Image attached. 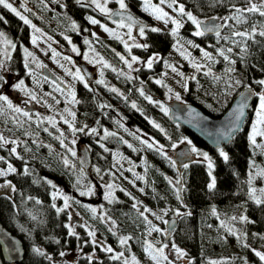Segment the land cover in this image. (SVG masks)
Wrapping results in <instances>:
<instances>
[{"label":"trees","instance_id":"16d2710c","mask_svg":"<svg viewBox=\"0 0 264 264\" xmlns=\"http://www.w3.org/2000/svg\"><path fill=\"white\" fill-rule=\"evenodd\" d=\"M52 2L51 0H43V2H40V0H30L35 10L40 13L39 16L33 11V17L47 33L58 38L63 43L68 42L64 38L67 36L77 47L83 45L80 42L84 41L85 38L93 39L86 17L91 15L101 18V15L93 6L81 7L76 3V0H61L59 4L54 3L52 6H49ZM180 2L185 3L188 9L192 10L201 19L228 14V9L224 5L209 8L208 0H180ZM234 2L238 5L242 4V0H234ZM197 4H199V7H197ZM129 9L135 16L143 21L145 20V17L137 12L134 7L131 6ZM0 15L4 16L7 20L6 24L0 22V31L5 32L6 36L17 45L16 49L10 51L11 59L6 60V70L13 72L17 78H23L30 82L33 79H30L28 72H25L22 59V48L29 42L30 27L24 25L22 21L1 6ZM253 20H260V18L258 16L253 17ZM72 22L76 23V30L71 28ZM251 22L241 26L240 30L248 28ZM192 29L193 25L190 22H186L185 26L180 30L179 35L185 40H192L199 46L206 48L214 56L216 52L212 47L213 45H216V47L230 46L224 41L217 44L214 35L207 36L206 34L203 37H195L192 35ZM229 33L230 29H222V35H229ZM256 39L260 41V44H253L249 41L250 55L244 63H241L237 59L235 65L236 72L233 76L234 78L241 79L244 84H250L256 79L264 78V38L257 36ZM141 40L143 44H148L149 47L147 49H137L139 54L145 56L151 52H158L161 56V61L159 62L161 65H164V61L167 60L166 51L173 46L175 38L164 29L155 33L151 32L150 29H146V36L141 38ZM118 44L119 41L115 39L98 37L95 46L106 48L107 50V47H118ZM108 54L116 63L115 55L111 52ZM216 58L219 60V63L212 65L213 72L217 75H223L224 69L227 66L226 62L218 56ZM233 58L235 59L236 57L233 56ZM157 70H159L158 64L153 65L151 69L143 66L138 71V74H140L143 80V88L146 94L151 95L154 100L164 104V100L156 99V97L164 96L167 91L166 87L157 85L150 79V73H156ZM104 72L107 74V69ZM35 75L40 79L39 85L42 89H46L47 85L53 86L50 82H45L38 74ZM196 75L199 85L196 81L189 80V90L185 92L182 89L181 91L179 90V93L184 102L188 101L195 106H199L204 113L214 118H218L224 114L239 91L245 88L243 86L234 88L230 90V95L225 96L222 94L224 90L223 81L214 83L211 77H206L202 73ZM0 76L4 77L1 72ZM129 83L131 86L129 97L132 99V102L136 103L137 108L133 109L131 107L132 103L128 105L120 97L109 92L111 102H120V106L118 107V114L120 113L118 116L120 118L115 113L113 118L109 117L111 119L107 117L102 118L99 101L94 97L95 95L92 92L86 89L82 93L81 90L74 89L77 93L76 99L79 98L81 100H79V103H75V123L77 128L87 124L89 128L95 127L101 130L102 127H107L111 124L114 126V129H119L122 124L123 127L121 128L124 134L129 133V137L133 141V148L136 149V151H133L132 148H128L118 136H110L101 140L98 135L77 133L79 140L84 137L86 141H90L91 143V150L89 151L91 155L90 176H87L83 172L84 183L82 186L88 185V177L91 178L92 175L98 180L100 179V181L109 177L106 173L110 171L108 169L112 168L113 165H115L113 168L120 174L122 172V176L124 177H127L128 173H131L126 171L129 167L135 165L134 168L137 169V165H144V170L147 168V171H145V180L141 181L140 188H144V192L141 193V199L146 207L149 209L171 210L178 208L182 213H191V215H184L182 218L176 217L175 230L171 233L170 237L164 239L162 235L160 236L163 242H174L188 253V258L192 259L194 264H208L210 260H227L230 264H244V259L242 258H246L248 264H262L250 248L243 247L241 242L227 233L226 227L220 226V221L223 220L226 226L234 227L240 230V232H246L247 238L244 242L249 244L251 249L264 252V239L259 238L260 235H264V207H257L253 202L248 200L246 195L249 172L264 169V153L258 149L254 150L248 139L249 124L256 99L250 107L244 128L234 135V139L232 138L228 145L221 146L229 155V160L225 162L219 156L218 150L209 149L191 131L178 123L171 122L167 115L160 111L159 107L149 104L148 101L141 97L135 88L134 77ZM253 87L256 88V91H260L254 84ZM170 88L172 89L171 86ZM97 89L99 90L97 92L101 93V88L97 87ZM104 96L108 97L107 93ZM24 98H27V96ZM105 113L109 114V111L105 110ZM1 115L0 124L4 127L3 131L5 133H10L11 135L17 134L18 136H21L25 131L31 133V136H28V143H26V147L31 149V151L26 150L24 143L20 145L24 149L17 150L19 156L23 157V159L10 155L9 148L6 146L0 147V157H4L10 161L18 170L17 173L7 176V180H10L16 186V192L12 193L8 189H0V222L21 240L23 264H50L47 259L36 255L32 251L34 246L42 248L47 255H50L53 258L54 264H90L88 257L93 253H95V256L91 264H121L120 261L110 260V254L101 251L100 248L93 247L90 243L85 245L84 242L89 240V237L86 231L79 228V226L77 227L76 225L77 228L75 229L79 234V239L68 236L67 228L64 227L69 220L68 209L57 216L55 209L51 207L53 202L58 207H61L58 199L53 201L51 198V193L53 192L52 185L55 182L63 185L65 183L64 180L67 178L73 181L77 176L76 171L79 172L80 168L75 158L67 154L59 142L54 139V136L59 134L55 128L48 127L52 133V135H49V133L43 131L45 127L42 124L37 127V125H33L34 121L33 123L31 121L30 123H25L28 127H19V131L11 133L12 130L9 127L7 128L5 124L7 112L3 111ZM149 120H154L158 123L164 129V132H160L159 129L154 128L149 123ZM125 128L128 131H125ZM130 130L144 131L166 147H169L175 141H179L182 137L193 140L197 148L208 152L212 158L214 164L212 174L216 178V188L211 191L207 188L211 178L208 175L207 163L205 161H202V159H190L188 169H184L181 166L179 170L178 166L173 168L170 166L168 160L158 153L147 147L142 148L139 143L135 142L134 133L130 132ZM33 137H36L39 141L34 139L36 143H33ZM66 142H68V139H66ZM80 142L82 141L80 140ZM100 144H103L109 151L105 152L100 147ZM62 155H69V159L76 164V168H66L61 160ZM251 161L255 162V169L252 168ZM25 164L30 172L27 176L20 174ZM97 167L101 169V174H97L95 171ZM101 175H103V179H101ZM168 175L177 179L182 178V184L177 186L183 189L180 193L181 200L176 199L173 185H170L168 180L165 179ZM262 181L263 178L256 177L253 181L254 186L257 188L263 187L261 185ZM116 182L120 186L114 189L113 195L115 200L113 203H108V201L100 203L103 211H106L117 223L115 229L116 236L108 232V225L101 223L99 220H93L92 228L97 231V237L100 240L121 249L124 248L120 246L118 237L132 235L134 239L129 242L131 245L130 249L139 253V247L143 243V235L146 229L144 224L141 223L142 218L138 217L136 209L132 207V204L136 201L132 199V196L130 197L126 194L128 192L123 188L121 180L117 179ZM121 189H124V191H121ZM9 196L11 199L7 198ZM28 197H32L33 199L28 200ZM36 200H40L41 203H35ZM13 201L15 204H13ZM138 207L143 211L142 204H139ZM213 210H215V215H213ZM29 213L36 216L37 219L33 220ZM241 214L248 215L254 223L243 224L230 220V217L233 215L239 216ZM40 221H43V223H40ZM55 240H59V243H55ZM74 249H79L81 254L75 255L72 259L67 258L57 261L60 252Z\"/></svg>","mask_w":264,"mask_h":264},{"label":"snow or ice","instance_id":"6c2138e0","mask_svg":"<svg viewBox=\"0 0 264 264\" xmlns=\"http://www.w3.org/2000/svg\"><path fill=\"white\" fill-rule=\"evenodd\" d=\"M40 2H43V0H40ZM54 3L59 4L60 0H53ZM114 2L118 5L117 11H112L108 5L109 3ZM76 3L79 4L81 7H92L96 10H98L103 15L107 16L109 19L112 20V22L116 25L115 29L109 28L106 25L102 24L100 20L94 18L93 16L89 15L86 17L87 21L91 25H99L104 32L108 33L110 37L118 40L120 43L123 44L124 48L127 50L130 59L126 58L124 55H121L120 53H116V55L119 57V60L123 62V64L128 69V73L139 71V68H134V65L144 63L145 66L148 69H151L153 67V64L160 61L161 57L158 54H153L150 56L146 61L141 62L139 57L132 55V48H144L147 49L149 47L148 44H141L137 43V36L133 35L134 29L136 30L139 37L143 38L146 36V29H148V26L144 24L142 21L137 20L133 14L131 13L129 9L128 3H126V0H76ZM143 4V11L149 13L152 17H154L158 21H163L165 25L171 24L170 34L172 37L176 38L175 43L173 44V48L179 52L181 57L186 60L189 65L194 69V74L191 77L185 76L184 72L180 71L178 67L174 64L169 63L167 60L164 61V66L171 70L172 73H174L176 76H179L181 78V81L183 83L181 84L183 90L187 92L189 90L188 81L193 80L196 81L199 85V81L197 80L196 74H203L206 77H211L212 81L214 83H220L223 81L224 84V90L222 92L223 95H230L232 89L239 88L241 86L245 87L247 89V94L241 92L240 93V102L236 104L233 111L230 113V120L228 125L225 129L218 132V140H217V150L219 152V156L223 158L225 162L229 160L228 153L224 150L223 147L220 146L221 141H228L233 138L234 134L238 132L241 128V125L245 118V111L246 109L250 108L251 105L248 103L249 99L255 98L256 99V105L252 109L254 113V119L251 122V131L249 133L248 139L252 145V148L255 149H264V142H258V138H260L261 141H264V78L256 79L250 84H244V82L241 79L234 78L233 74L236 72L235 65L237 63V59L241 61V63H244L246 61V58L250 55L249 51V41H251L253 44H260V41L256 39L257 36L264 38V0H242V4L238 5L234 2V0H208V7L213 8L217 5H224L228 9V14L224 16H210L206 17L204 19H201L198 17L192 10H189L187 5L185 3H181L180 0H159V3H152V0H142ZM0 6H2L4 9H7L10 13H12L15 17H17L20 21L23 22L24 25L29 26L32 29V34L30 37L31 44L33 46H38L37 42L40 38L39 35H43L41 32V29L38 28L32 20L28 18V16L24 15L23 13H32L33 10L27 6V0H20V9H23V12L19 10L17 7H15L12 3L9 2V0H0ZM166 6L168 9L171 10L170 14L169 11H165ZM47 7V5H45ZM63 7V5H61ZM197 7H199V4H197ZM259 17L260 20H253V17ZM118 17V19H117ZM251 22L250 26L248 28H245L244 30H240L241 26L245 24H249ZM0 22L7 23V20L4 16L0 15ZM186 22H190L194 26V31L192 32V35L195 37H203L206 34H214L216 38V43L219 44L221 41H224L226 44H229L228 47H216V45H213L212 47L215 49L216 55L214 56L211 52L207 51L206 49L200 47L198 44H195L192 40H186L183 43L181 42V39L179 38L180 30L185 26ZM71 28L73 30L77 29V25L75 22H72ZM228 28L230 29L229 35H222V29ZM120 29H125L123 35L118 31ZM87 31V29H85ZM151 32H159L161 29L152 27L150 29ZM92 36H96V33H92ZM126 37V38H125ZM65 40H68V42L71 44V40L69 37L65 36ZM49 40H51V37H48ZM98 39V37H97ZM131 41V43H129ZM85 44H90L91 42L87 39L84 41ZM185 44H187L189 47L197 48L201 52V59L204 61V63H201L200 61L196 60L192 57L191 52L187 50L185 47ZM0 45H3L2 48H0V54L3 55L4 59H0V69H6V60L11 59L10 56V50L16 49L17 45L13 40L9 39L5 32L0 31ZM238 49V51H236ZM72 52L79 54L78 49L73 46ZM93 51H95L93 49ZM24 53V67L28 71L29 75H32V69L30 67L31 64L35 63L37 68H43L46 67L45 65L41 64L37 57L34 55L33 52L29 51L27 47L23 48ZM45 55L47 53L45 52ZM60 55L55 49H52V58L55 60V58ZM99 56V54H96ZM220 57L223 59L224 62H226V67L224 69L223 75H217L213 72L212 65L219 63V60L216 57ZM233 56L236 58L234 59ZM64 60L69 61L71 63V58L68 56L63 57ZM85 59H88L87 56H85ZM95 63H99L103 65V68H110L112 67L110 64H108L106 61L103 60V57H100L99 59L94 61ZM60 67H64V65H60ZM206 69V71L204 70ZM113 71H116L115 68L112 69ZM66 74L72 76L73 80L80 81L83 83V86L88 89L89 91H93V89L90 88L89 82L85 81V77L81 75V70L79 68L76 69L75 72L70 71L69 69H65ZM118 75L125 76L129 81L133 79V77L130 74H126L123 70H121ZM164 76H167L168 73L165 72L163 74ZM101 76H103V71H101ZM43 80L45 82H49V77L44 76ZM0 82H6L5 78L3 76H0ZM51 83L55 84V80L50 81ZM180 82V81H178ZM98 84H104V80L101 79L97 81ZM156 84L162 85L163 87L167 88V85L164 84L162 79H156ZM143 82H141V85ZM253 84L260 89V91H256V88L253 87ZM0 86H2V83H0ZM15 89H19L21 91H24L27 96L30 97L33 101H38V97L34 92H30L24 88V81L20 80L18 83L14 84L12 86ZM113 93H119V90L115 87H111L109 89ZM54 91L61 93L62 95H65V90L60 87L59 84H56ZM139 92V95L143 97L146 101H148L149 104H152L154 106L159 107L160 111L163 112L165 115H168L169 108L166 107L163 103L156 101L152 98L151 95H147L144 91L143 86L137 89ZM168 93L171 96H174L176 101H180L183 103L181 94L179 92H173V89L168 88ZM46 96H51L52 100L59 104L61 101L56 98V96H53L51 93H45ZM67 96L71 97V100L68 101L69 103H79L76 99V93L72 89V86H69V90L66 93ZM127 99V97H125ZM0 102H3L7 105V108L10 109L13 113H18L22 117L26 118L24 121H20L16 119L15 117L14 122L17 124L18 127L23 128L24 123H30L33 120V116L26 110H23L20 107H14L12 102L9 100V98L6 95H0ZM46 103V101H45ZM48 107L51 109L52 105H48ZM101 109L110 107L109 105L101 104L99 105ZM131 107L133 109L137 108V105L135 102H132ZM211 107V105H209ZM194 109L189 108L188 114L189 116H193ZM64 112L68 113L69 116H71V120L65 118L63 115H60V120L68 126V128L71 131V134L73 137L76 136L77 133H84L85 135H99L98 129L95 127L89 128L87 124H84L83 126L77 128L76 127V113L74 111H70V109L65 108ZM0 114H3V105H0ZM198 115V114H196ZM36 116L38 119L36 120L37 127H39L40 124L44 123L46 120L47 123L52 127L55 128L56 132L59 133L58 135L54 136V139H56L60 146L65 150L67 154H69L71 157H76L77 152L73 147L70 145H75L76 140L71 139L69 143H65V140L68 139L65 136L64 131H62L60 128L57 127V121L55 117L48 116L44 117L43 119H39L40 114L37 113ZM191 122V121H189ZM99 123V121H97ZM117 123H119L117 121ZM149 123L156 129H159L160 132H164V129L161 128V126L156 123L154 120H149ZM120 127H123L121 124ZM125 131H128V129H124ZM43 131L46 133H49V135H52V133L49 131L48 127L43 128ZM26 136H31L30 132L25 131L24 133ZM166 135V133H165ZM211 135V133H210ZM115 137L117 136V133L115 132H109L107 129L103 130V136L100 137L101 140L106 139L108 137ZM134 138L140 142V144L145 145L148 149L155 151L160 156H162L164 159L168 160L171 167L176 168L177 167V161L172 159L168 156V154L165 151V146L163 144H159L158 141H155L152 139L151 141L149 139H142L139 135H134ZM122 140V138H120ZM169 139H171L169 137ZM21 143L25 144L26 147V141L21 142L16 139H9L3 135V133H0V147L6 146V145H15L9 149L10 155L15 156L16 158L23 159V157H20L17 148ZM33 143H36L35 140H33ZM123 143L127 144L128 148H132L133 151H136V149L133 148V145L128 143L127 141H123ZM179 144H187L192 145V141L188 139L187 137H182L179 140ZM50 147V146H48ZM100 147L104 149L105 152H108L109 149L106 148L103 144H100ZM171 147L173 149L177 148V143L173 142L171 144ZM26 150L31 151V149H28L26 147ZM190 153L194 154L197 157H202L203 161L207 162V169H208V175L211 178L210 182L207 185V188L211 191L216 188V178L213 176V169L214 164L212 161V158L209 156L207 152H203L196 148L194 145L190 148ZM69 155H62L61 160L63 165L68 168L71 167L73 169L76 168V164L72 162V160L69 159ZM116 155V154H114ZM181 155L188 156L189 153H182ZM4 157H0V161H4ZM84 161L81 160L80 164L81 167L79 168V172L83 173L84 168L82 167ZM118 163V161H117ZM131 163V162H129ZM253 169H255V162H250ZM180 166L184 169L189 168V163L181 162ZM115 167V165H113ZM122 167V166H121ZM135 165L132 167H129L126 169V171L131 172L133 177H135L134 180H129V183L133 184V186H136V181H144L145 177L142 175H139L135 171H133ZM17 169L11 164L6 163L5 168H0V177H7L10 174L17 173ZM95 171L97 174H101V169L96 168ZM145 171H147V168H145ZM21 175L27 176L30 174L29 169L27 165L25 164L23 171L20 173ZM107 175H111L115 177V173L109 171L106 173ZM122 175V172H121ZM256 177L264 178V169H260L259 171H250L249 172V180H248V191L246 193L247 198L249 201L253 202L257 207H264V187L257 188L254 186V179ZM101 179H103V175H101ZM127 179V177H125ZM166 180H168V183L170 185H173L176 199L181 200V191H183L182 188L177 187L178 185L182 184V178L176 179L173 181L169 177H165ZM50 183V182H49ZM79 184V181H77ZM52 187L55 189L56 186L53 184ZM116 185L114 183H107L105 185L106 192L104 195V199L108 201V203H113L115 200V197L113 195L114 189ZM0 189H8L10 192L15 193L16 192V186L12 184L10 180L5 179L3 183H0ZM121 191H124V189H121ZM139 191L141 193L144 192V188H140ZM93 193V189L91 186L87 187L86 191H80V195H91ZM131 197V193H126ZM61 197L63 199V206L58 207L55 202L52 203L51 207L55 209V212L57 216H59L61 213H64L67 209L71 207L72 197L68 195H64L63 193H58L57 191H53L51 193V198L53 201L57 199V197ZM8 199H11V197H7ZM28 200H32V197H28ZM133 200H135V197H132ZM75 203H79V201H74ZM35 203L40 204V200H36ZM141 202L136 201L132 204V207L136 209L138 217L142 218L141 223L144 224L146 229L147 236H152L153 233L161 234L162 236H168L169 230L168 229H161L156 224L153 223L152 220L148 218V215L146 213L151 214L153 217H155L156 220L161 221V223L168 225L169 221L166 220L164 217L168 215L169 211H172L171 209H162L161 213L158 214L156 212H153L151 209L144 207L143 211L140 210L138 205ZM13 204L15 202L13 201ZM87 207V206H85ZM88 211L91 213V218L93 220H99L101 223H104L108 225L107 231L110 232L113 236H116V227L117 223L116 221L108 215V213L102 212L98 214L97 208L91 207L88 208ZM215 210H213V215H215ZM31 218L33 220H36L37 217L29 213ZM69 219H71V213L68 214ZM175 215L177 217H183L184 215H191V213H182L179 209L175 210ZM231 221L239 222L243 224L247 223H254V221L250 220L248 215L241 214L239 216L233 215L230 217ZM40 223H43V221H40ZM175 222H173L172 231L175 230L174 228ZM81 227L85 228L87 236L90 238L89 240H86L84 243L92 244L93 247H99L101 251L111 254L109 256V259L112 261H120L121 264H139L137 261L135 255H132L131 257H128L125 255L126 251H130L131 245L129 244L130 241L134 239L132 235L127 236H119L118 242L122 248H124V251L116 252L113 247L102 243L101 241H98L96 239L97 237V231L91 227V225L84 223L80 225ZM221 227H226V231L229 235L236 238L237 241L241 242L242 246L245 248H250V250L254 253L256 257L259 258V260L264 264V252L258 251L256 249H251V246L244 241L247 238L246 232H240V230L235 229L231 226H226L225 221H220ZM65 228H67V235L70 237H76L79 239V234L75 231V227L70 224L66 223L64 225ZM211 227V225H209ZM258 235V234H254ZM260 239H264V235L259 236ZM55 243H59V240H55ZM159 244V246H157ZM169 249V243L158 241L156 243H153L151 240L144 239L143 240V250L147 254L148 258L153 262V264H177V262H183V264H194V261L190 258H188V253L178 247L174 242L171 243V252L173 253V258H170L168 254H166L165 250ZM32 251L41 257H44L47 259L50 264H54L53 258L50 255H47L46 252L38 247L34 246L32 248ZM59 255L63 257L65 255L64 252H60ZM95 256V253L90 255L88 257V260L91 264ZM244 259V264H248L246 258ZM208 264H230L227 260H210L208 261Z\"/></svg>","mask_w":264,"mask_h":264},{"label":"rangeland","instance_id":"374dc122","mask_svg":"<svg viewBox=\"0 0 264 264\" xmlns=\"http://www.w3.org/2000/svg\"><path fill=\"white\" fill-rule=\"evenodd\" d=\"M51 1H53V0H51ZM137 1H135V0H126V3H128L129 7H131V6L134 7L137 10V12H139L141 15H143L145 17L144 21L147 22L148 29H151L152 27H155V28H158V29L167 30L170 33V29L172 27L171 24L165 25L163 23V21L156 20L154 17L149 15V13L143 11L142 0H137ZM9 2L12 3L15 7H17L19 10H21L23 12V9H20V0H9ZM152 3H159V0H152ZM53 4H54V2L50 3L49 6H52ZM27 6L30 7L35 12L36 15L40 16V13H38L35 10V8L30 3V0H27ZM108 7L110 9H113V8L118 9V5L116 3H114V2L109 3ZM164 7H165V11H169L170 14L174 15V13H171L170 9H168L166 6H164ZM96 11L99 12L98 10H96ZM23 14L28 16V18L30 20H32V22L38 28H40L41 32L43 33V35L37 34V35L40 36V38H39V40L37 42L38 46H33L31 44V41H30V37H31V34H32V29L30 28V31H29V42L24 47H27L29 49V51L33 52L34 55L37 57V60L41 64L46 66V67H43V68H46V69L52 71L59 78L61 77L63 79V81L67 82V84L69 86L71 85L72 89L74 90L75 89V80H73L72 76L66 74V72H65V69H69L70 71H73V68L70 65H68L69 61L64 60L63 57L64 56L73 57L72 56L73 52H72L71 49H72L73 46H75V47H77V46L75 44H73L72 42H71V44L69 42L63 43L58 38H55V37L51 36L49 33H47L45 31V29L39 24V22L33 17V12L32 13H23ZM99 14L101 15V18H99V17H94V18L100 20L101 23L106 25L107 27L115 29L116 25L111 20H109L105 15L103 16L102 13L99 12ZM89 25H90L91 32L92 33L93 32L96 33V36L94 37L91 34L93 39L91 40V39L87 38V40H89L91 42L90 45L85 44V43L83 44L86 47H88L87 49H84L82 51V53H83L82 58L83 59H85V56L89 57L90 54H92L90 52L91 50H89L91 47H97V46H95L96 42H97V37H103V38H106V39H114V38L110 37L108 33L104 32L103 29L99 25H91L90 23H89ZM118 31L121 33V35H123L126 30L125 29H120ZM193 31H194V26H193L192 32ZM133 35L137 36V41H136L137 43L143 44L142 40H141V37L138 36V34H137L135 29L133 31ZM48 37H51V40H49ZM179 38L181 39L182 43L184 41H186L180 35H179ZM175 40H176V38H175ZM129 43H131V41ZM174 43H175V41H174ZM118 45L120 47L124 48L122 43L119 42ZM2 47H3V45H0V48H2ZM185 47L187 48V50L189 52H191L193 58H195L196 60L200 61L201 63H204V61L201 59V55L202 54L199 51V49L189 47L187 44H185ZM200 47H202V46H200ZM23 48H22V51H23ZM202 48H204V47H202ZM52 49H55L60 54V55H58L55 58V60H53V58H52ZM204 49H206V48H204ZM45 52L47 53V55H45ZM98 52L99 51H94L93 52V55H94L95 59H99L101 57ZM166 52H167V54H166L167 61L169 63H171V64L176 65L180 71L184 72L185 76L191 77L194 74V69L189 65V63L186 60H184L181 57L179 52H177L173 48V46L168 48ZM97 53L99 54V56L96 55ZM22 54H23V58H22L23 59V63H25L24 53H22ZM93 55H92V57H93ZM0 59H4L2 54H0ZM85 60H87V59H85ZM60 65H64V67L62 68V67H60ZM30 66L36 67L35 63L31 64ZM136 66L137 65H134V68ZM37 69L41 70L42 68H37ZM24 70H25V72H28L25 69V67H24ZM204 70L206 71V69H204ZM0 72L4 75V78H5V81H6V82H2V86H0V95H6L9 98V100L12 102L14 107H20L23 110L28 111L33 116L32 123H33V121L35 123V124L33 123V125H37L36 124V120L38 119V117L36 115L34 116L32 114V112H31L30 108H29V105H32L33 100H31L30 97L27 96L24 91H21L19 89H15V88L12 87L14 84L18 83L20 80H23L24 81V88L26 90L30 91V92H34L37 95V97H38V101H34V102L36 104L41 105L42 108L44 109V111L40 113L39 119H43L44 117H48V116L55 117V119L57 121V127L60 128L62 131H64L65 136L68 138V142H66V140H65V143H69V141L71 139H75L76 140V144L75 145H70L71 147H73L75 149L76 145L80 142L79 139H78V135L76 134V136L73 137L72 134H71L70 129L68 128V126L65 125L62 122V120H60V115H63L65 118H67L69 120L72 119L71 116L68 115V113L64 112L65 108L70 109V111L76 112V105L73 104V103H69L68 102V101L71 100V97L66 95V93L68 92L69 88H68V90H66L67 89L66 87H61V88H63L65 90V95H62L61 93L54 91L55 86L47 85L46 89H42L41 86L39 85L40 79L33 72H32V75H29V76H30V78H32L34 80V82H31V81L28 82L26 79L19 78V77L17 78L13 72H9L6 69H0ZM165 72L168 73L167 76L163 75ZM155 79H162L164 84L167 85V88H166L167 91H166L164 96H161L160 100L175 99L174 96H171V98H170V94L168 93V88H170V86L172 87L173 92H179V90L181 91L183 89L182 86H181V84L183 83V81H181V78L179 76H176L174 73H172L171 70L166 68L164 65L159 64L158 76ZM178 81H180V82H178ZM45 93H51L53 96H56V98L59 99L61 101V103L56 104L52 100L51 96H46V95H44ZM23 96L24 97L27 96V98H24ZM45 101H46V103H45ZM0 105H3V111L7 112V118H6V122H5L7 128L9 127L12 130L11 133H13L14 131H17V130L19 131V127L14 122L13 118L15 117L16 119H18L20 121H24L26 118L22 117L18 113H13L10 109L7 108V105L4 104L3 102H0ZM48 105H52V108L50 109L48 107ZM255 105H256V103H255ZM253 119H254V113L251 116L249 127H250L251 122L253 121ZM42 126L49 127L50 125L45 120L44 123H42ZM24 127H28L27 124L24 123ZM3 128L4 127L0 124V133H3V135L5 137H7L9 139H16V140L21 141V142H24L26 140V142L28 143V136H26L24 134V132H23V134L21 136H18L17 134H12L11 135L10 133L9 134L5 133L3 131ZM104 129H107L109 132L117 133V136L119 138H122V140H121L122 142L123 141H127L128 143L133 144V141L129 137V133L127 132L126 134H124V131H123V129L121 127L119 129H114V126L111 125V124L108 125L107 127H102L101 130H98V132H99L98 136H100V137L103 136V130ZM250 131H251V127L249 128V133H250ZM130 132H133L134 135L141 136L142 139H149L150 141L152 139H154L148 133H146L144 131H140V130L132 131V130H130ZM32 139L33 140L36 139V141H39V140H37L36 137H33ZM188 139H190V138H188ZM155 141H157V140H155ZM191 141H192V145L195 146V144L193 143V140H191ZM135 142L139 143V145L142 148L146 147L145 145L140 144V142L138 140H136ZM175 142L177 143V147L182 145V144H179V141H175ZM258 142H264V141H261L260 138H258ZM171 144H170L169 147H166L164 145L165 146V151H166V153L168 154L169 157H171V153H172V150H173V148L171 147ZM20 145L17 148V150L22 148V147H20ZM192 145H188V146L192 147ZM13 146H15V145H11V144L10 145H6V147L9 148V149L11 147H13ZM22 149H24V148H22ZM199 150H201V149H199ZM258 150L260 152L264 153V149H258ZM201 151H203V150H201ZM203 152H206V151H203ZM194 157L197 160L202 159V161H203L202 157H197L195 155H194ZM181 162H184V160H178V162H177L178 170H179ZM185 162L188 163L190 161H185ZM6 163H11V162L6 160V159L4 161H2V162L0 161V168H5L6 167ZM143 166L144 165H140L139 164V165H137V169L134 168L133 171H135L139 175H142V176L145 177V170H144ZM108 170H110L111 172L115 173V177L109 175V177H107L106 179L100 181V179L98 180L96 177H94L92 175L91 178L88 177V180H87L88 185L87 186H82L83 183H84V177H83L84 173H80L78 171H76L77 176L74 178L73 181L71 179L67 178V179L64 180L65 183L63 185H61V184H59L57 182L54 183L56 188L55 189L53 188V191H57L58 193H63L64 195H68V196L72 197V201L73 202H71V207L67 210V214H69V213L72 214L71 215V219H69V215H68V219H69L68 223L72 224L75 227V229L79 226V228H82V229L85 230L84 227L80 226V225H82L84 223H87V224L91 225V227L93 226V219L91 218V213H90V211H88V208H91V207L97 208L98 214L104 212L103 209L101 208L100 203L107 202L104 199V195H105V192H106L105 185L107 183H114L116 185V187H118L120 185L116 182L117 179L121 180V184H122L123 188L128 193H131L132 197H135V201L141 202L140 204H142L143 208L146 207V205L143 203V201L141 199V192L139 191L140 185H141V181L137 180L136 181V186L134 187L133 184L129 183V180H134L135 179V177H133L132 173H130V174L128 173L127 179H125V177L122 176L120 173H118V171L115 168L112 167V168H109ZM167 177L171 178L173 181H175L177 179L176 177H173L171 175H168ZM5 179H7V177H0V183H3ZM77 181H79V184L77 183ZM261 185L264 187V178H263V181H262ZM88 186L92 187L93 193L91 195L81 196L80 195V191H86ZM113 194H114V192H113ZM57 199L60 201V206L62 207L63 206V199L61 197H59V196L57 197ZM74 201H79V203H75ZM85 206H87V207H85ZM176 209H178V208H174L172 211H169L168 215L165 216L164 218L167 219L169 216H176L175 215V210ZM151 210L153 212H156V213L160 214L162 209L154 208V209H151ZM180 212H181V210H180ZM147 215H148V218L150 220H152L154 224H156L161 229H165L164 228V224L161 223V221L156 220L155 217H153L151 214L147 213ZM76 225H77V227H76ZM160 236H161V234L153 233L152 236L149 237V236H147L146 231H145V233L143 235V240L144 239H148V240H151L153 243H156L158 241H162L160 239ZM96 239L98 241H101L102 243H105V244L113 247V249L116 252L124 251V249L116 248V247L108 244L107 242L100 240L98 237H96ZM157 246H159V244H157ZM139 250H140V252L136 253L132 249H130V251L125 252V255L128 256V257H131L132 255H135V257H136L137 261L139 262V264H153V262L148 258L147 254L143 250V243L139 247ZM165 252H166V254L169 255L170 258H173V253L171 252V243H169V249H166ZM64 253H65V255L63 257L59 256L57 261H61L62 259H67V258L68 259H72L73 257H75V255L77 256V255L81 254L79 249H74V250H71V251H64ZM177 264H182V262L178 261Z\"/></svg>","mask_w":264,"mask_h":264},{"label":"water","instance_id":"95a60500","mask_svg":"<svg viewBox=\"0 0 264 264\" xmlns=\"http://www.w3.org/2000/svg\"><path fill=\"white\" fill-rule=\"evenodd\" d=\"M111 10L117 11L118 9L113 8ZM133 16L137 20L142 21L134 14ZM142 22L146 24L145 21H142ZM213 35L214 34H207V36H213ZM82 69L84 70L85 73H87L88 68L84 64L82 65ZM241 92L247 94V89L243 88L242 90H240L239 93L236 95V97L229 104V108L224 112V114L220 115L218 118L211 117L209 114L207 115L201 110V108H199V106H195L189 103L188 101L187 102L183 101V103H181L180 101H176L175 99L164 100V105L169 108V113L167 117L169 118L171 122L178 123L185 129L191 131V133L195 135L196 137L200 138L202 142H204V144L209 149L212 148V150H217V146H216L217 140H218L217 134L219 131L225 129L226 126L228 125L229 120H230V113L233 111L236 104L240 102ZM254 101H255V98H251L249 99L248 103L252 106ZM189 108L195 110L193 116H189L188 114ZM249 110L250 108L246 109L245 111V118H244V121L240 129L244 128V124H245L246 118L248 117ZM231 140L232 139L226 142L221 141L220 146L228 145L231 142ZM189 150H190V146L186 144L184 145L182 144L178 146L176 149L172 150V159L177 160V161L178 160L186 161L188 159H191V160L194 159L193 154H191ZM75 151L77 152V156L75 157V161L77 165L81 167L80 161L83 160L84 163L82 167L84 168V173L87 176H90L91 155H90L88 147L86 146L84 142H79L75 147ZM182 153H189V155L184 156V155H181ZM166 220L169 221V224L168 225L164 224V228L169 230V235L163 236L164 239H168L171 233L173 232L171 230L173 227V222H175L174 228L177 223L176 216H169ZM22 257H23V247H22L21 240L19 239L17 235L10 232V230H8L0 222V264H23Z\"/></svg>","mask_w":264,"mask_h":264},{"label":"flooded vegetation","instance_id":"af4514ba","mask_svg":"<svg viewBox=\"0 0 264 264\" xmlns=\"http://www.w3.org/2000/svg\"><path fill=\"white\" fill-rule=\"evenodd\" d=\"M146 25H147V22H146ZM85 39H87V38H85ZM85 39H84V41H85ZM84 41H82L80 43L84 44L83 43ZM88 45H90V44H88ZM76 48L78 49L79 54H77V53L75 54L73 52V54H72L73 57H70L71 58V63L69 62V64L73 68L72 72H75L77 68H79L81 70V75H83L85 77V81L89 82L90 88L93 89V91H89L88 89L87 90L89 92H92L95 95L94 97H96L98 99L99 105L104 104V105H109L110 106V107H106V108H103V109L100 108L101 111H102V114H101L102 118H104V117H107V118L112 117L113 118L115 113L117 114V116L120 115V113L118 114V107L120 106V102L113 103V102L110 101L109 92L110 93H113V92H111L109 89L111 87L117 88L119 90L120 94H117V93H113V94L117 95V97H120L122 99V101L127 103L128 105L132 103V99L129 97L130 90H131V86H130L129 80L127 79L126 75L125 76H121V75H118V73L121 70H123L126 74H130L132 77H134V83L136 85V86L135 85L134 86H135L136 90L144 85V83L141 85V82H143V80L141 79L140 74H138V71L128 73V69L123 64V62L119 60V57L116 55V53L118 52L121 55H124L126 58L130 59V56H129L127 50L125 48H123V47H120V46L119 47H107V50H106V48L91 47L89 50H91L90 52L92 54H90V56L87 59L88 61H87V60L82 58V56H83L82 51L84 49H87L88 47L82 45V46L76 47ZM93 49L95 51H99L98 53L100 54L101 57H103V60L106 61L108 64H110L112 67L103 68L102 64L95 63L94 61L97 60V59L94 58ZM137 49H139V48H134L133 47L131 54L139 57L141 62L146 61L153 54H158V52H151V53H148L145 56H141L139 54V52L137 51ZM109 52H111L112 54L115 55L116 63L114 62V59L111 56H109V54H108ZM92 55H93V57H92ZM158 55L160 56V54H158ZM83 64L88 68L87 73H85L84 70L82 69V65ZM140 64H137V66L135 68L141 69V68H143V66H145L144 63H140ZM157 64L159 66L160 62L158 61V62L154 63L153 65H157ZM139 65H140V67H139ZM30 67H31L32 72L34 74H38L42 78L44 76H48L49 77V82L52 81V80H55V84L50 82L53 86H56V84H59L60 87L68 88L67 82H64L61 77L59 78L52 71H50V70H48L46 68H42L41 70H39V69H37L34 66H30ZM113 68H115L116 71H113L112 70ZM105 69H107V74L104 72ZM101 71H103V76H101ZM150 74H151L150 75V79L155 82V80H156L155 78L158 76V70H157L156 73L151 72ZM101 79L104 80V82H105L104 84H98L97 83V81H99ZM121 80H123V81L120 82ZM31 82H34V80H31ZM97 87L101 88V90H100L101 93L97 92V91H99L97 89ZM75 89H77L78 91L81 90L82 93L86 90V88L83 86V83L80 82V81H75ZM144 91H145V89H144ZM105 93H107L108 97L104 96ZM145 93H146V91H145ZM138 94H139V92H138ZM125 97H127V99H125ZM160 98H161V96L160 97L159 96L156 97V99H160ZM79 100L80 99L77 98V101H79ZM33 102H32V105H29V108H30V110H31V112H32V114L34 116L37 113L40 114L41 112L44 111V109L42 108L41 105L36 104L35 102H34L35 103L34 104ZM105 110L109 111V114L105 113ZM118 117L120 118V116H118ZM109 119H111V118H109ZM80 140L86 144V146L88 147V149L90 151L91 150L90 141H86L84 139V137L81 138ZM90 168H91V165H90Z\"/></svg>","mask_w":264,"mask_h":264},{"label":"bare ground","instance_id":"6f19581e","mask_svg":"<svg viewBox=\"0 0 264 264\" xmlns=\"http://www.w3.org/2000/svg\"><path fill=\"white\" fill-rule=\"evenodd\" d=\"M138 2V1H137ZM151 81V80H150Z\"/></svg>","mask_w":264,"mask_h":264}]
</instances>
